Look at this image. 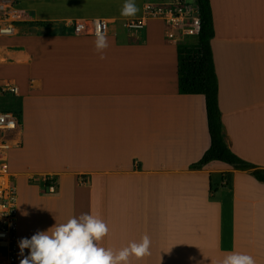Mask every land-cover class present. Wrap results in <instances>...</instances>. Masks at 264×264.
<instances>
[{
	"label": "crops",
	"instance_id": "0c3cea01",
	"mask_svg": "<svg viewBox=\"0 0 264 264\" xmlns=\"http://www.w3.org/2000/svg\"><path fill=\"white\" fill-rule=\"evenodd\" d=\"M168 1L135 0L125 18V0H0L14 25L0 34V86L18 88L0 95L14 110L0 111L22 122L7 156L18 264L21 238L84 213L106 222L102 247L150 237L151 254L131 264H219L230 252L264 264V183L222 161L191 168L211 146L206 99L180 93L178 45L147 15ZM211 6L226 141L264 169V0ZM131 19L145 27L128 29ZM97 20L109 22L103 52ZM51 176L56 194L45 192Z\"/></svg>",
	"mask_w": 264,
	"mask_h": 264
},
{
	"label": "built area",
	"instance_id": "2783aa9c",
	"mask_svg": "<svg viewBox=\"0 0 264 264\" xmlns=\"http://www.w3.org/2000/svg\"><path fill=\"white\" fill-rule=\"evenodd\" d=\"M149 18L162 20L166 26V38L169 42L180 46L195 45L194 39L201 31V18L195 0H171L162 4H149L146 8ZM130 30L145 27V19H131L126 23ZM76 32L80 33L84 26L76 24ZM94 33L107 34L109 22L97 20L94 23ZM0 29H8V34L14 31V25L7 22L5 14L0 13ZM1 35L5 33L0 32ZM18 93V88L12 84L0 86V95L9 96ZM22 122L18 113L0 111V264H18L17 233H18V193L15 181L7 161L8 150L11 148L13 135L20 131ZM18 143L16 142V145ZM46 181L45 192L58 193L57 180L51 176Z\"/></svg>",
	"mask_w": 264,
	"mask_h": 264
},
{
	"label": "clouds",
	"instance_id": "9594fccd",
	"mask_svg": "<svg viewBox=\"0 0 264 264\" xmlns=\"http://www.w3.org/2000/svg\"><path fill=\"white\" fill-rule=\"evenodd\" d=\"M140 9L135 0H125L121 16L134 17ZM8 34V29H0ZM95 47L103 52L108 47L104 33L96 36ZM101 59L105 57L101 55ZM109 233L106 222L91 213L73 216L65 223L55 224L47 231H38L31 238L18 241L20 264H131V258L140 260L149 256L151 240L145 234L140 241H131L119 250L100 246L99 242ZM28 249V255L24 250ZM219 264H256L248 254L230 252Z\"/></svg>",
	"mask_w": 264,
	"mask_h": 264
},
{
	"label": "trees",
	"instance_id": "16d2710c",
	"mask_svg": "<svg viewBox=\"0 0 264 264\" xmlns=\"http://www.w3.org/2000/svg\"><path fill=\"white\" fill-rule=\"evenodd\" d=\"M195 2L199 8L201 31L197 45L178 47L179 84L181 94L204 95L211 146L191 168L201 169L212 161H222L264 183V169L235 154L226 141L219 101V79L212 49L215 27L211 0ZM45 184L50 182L46 181Z\"/></svg>",
	"mask_w": 264,
	"mask_h": 264
},
{
	"label": "rangeland",
	"instance_id": "374dc122",
	"mask_svg": "<svg viewBox=\"0 0 264 264\" xmlns=\"http://www.w3.org/2000/svg\"><path fill=\"white\" fill-rule=\"evenodd\" d=\"M4 1V0H3ZM13 1V0H11ZM1 13V12H0ZM9 96H14V95H9ZM12 104H13V98H4V99H0V109L3 110H14L12 108Z\"/></svg>",
	"mask_w": 264,
	"mask_h": 264
}]
</instances>
